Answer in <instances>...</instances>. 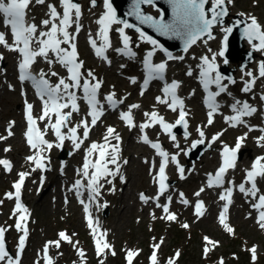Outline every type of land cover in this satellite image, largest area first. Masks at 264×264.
Wrapping results in <instances>:
<instances>
[{"label":"rangeland","instance_id":"obj_1","mask_svg":"<svg viewBox=\"0 0 264 264\" xmlns=\"http://www.w3.org/2000/svg\"><path fill=\"white\" fill-rule=\"evenodd\" d=\"M103 1L104 0H95V6H93L91 0H80L83 9V17L85 18L82 23L87 25L82 35L84 37V42L87 41L89 33H91V38L99 37V25L97 23L98 18H96V14L103 10ZM225 3L228 8V22H239L233 20L234 15H240L247 21H251V18L255 17L262 31H264V0H231L230 3L228 0H225ZM39 11L43 12L44 9L40 8ZM147 11L153 15H159V12L154 10L153 7L148 8ZM104 12L105 10H103L102 15ZM228 22L227 24L215 26L213 28L215 30L214 34H216L213 39L206 38L199 43L200 46L191 48L184 62V64H188V66L184 64L174 66L175 68L178 67V69L177 71L174 70L172 75L181 73L179 76L182 81H184L183 86L187 87V93L191 88H196L198 86L197 79H199V77L197 74L196 76H189L184 72L185 68L193 72V69L196 68L195 63L198 61L200 63L201 58L206 56L205 51L210 50L211 55L219 56V51L223 46V36L226 34L224 28L228 27ZM120 27H122V24H115V31L111 40L112 47L117 46L116 49L121 47L122 44L119 32L117 31ZM86 29L89 33L86 32ZM125 33L130 37V45L138 46L143 54L152 50L153 46L141 41L139 33L135 30L126 29ZM245 44V50L250 51L254 49L253 45L255 44H247L246 42ZM2 51L4 50L0 47V52ZM255 52L254 62L248 65L244 73L240 72L242 70L235 73L238 75L240 72L244 81L250 78L247 73L253 70L251 66H256L258 62L264 63V50ZM5 53L4 51V54ZM195 56H197L199 60L196 61ZM83 58H87V63L93 64L94 67L99 70L100 75L99 73H97V75L104 79L105 92H114L119 95L130 92L132 93V97L137 92V88L130 87L128 81L131 76L130 70L134 72L140 71V58L131 61L130 64L124 57L116 58L111 62L113 65L111 74L105 73L103 70L99 69V66L96 64L98 61L93 58L88 48L84 50ZM14 59V54H8L4 65L0 66V75L3 76V78L0 79V157L4 155L2 152L3 146L12 144L14 149L10 155L16 160L18 169L25 171L32 169L31 164L26 161L27 153L19 154L16 150L17 147L23 144L21 134L23 130L21 121V98L19 93H10L8 91L9 85L14 84H6L7 79H12L13 76H15V70L13 68ZM237 61L235 62L233 59H230L228 63L229 67L235 68L236 66H243L246 63L243 60ZM191 62L195 63L191 64ZM105 71L108 72L107 68H105ZM106 75L110 82L109 84L105 80ZM255 81L257 82V80ZM258 85L263 88L264 80L260 83L257 82V86ZM233 93L237 92L233 91ZM254 94L255 96L257 95V93ZM232 97L233 98L229 97V99L234 100V102L236 100L249 102L253 99L251 94L243 92L232 94ZM8 100L11 102L9 103ZM135 100L145 101L147 105H145V107H138L137 112L140 118H148L145 116V110H147L146 112L148 113L152 105L155 104V102L152 101V97L148 94L145 97L133 99V101ZM195 103L197 104L196 98L190 103V117L187 127L189 137L185 138L182 135H177L176 139L173 141L167 139L166 146L180 156L183 165H187L186 153L191 150L193 151L195 149L193 148V144L201 140L198 129L203 131L204 142L200 144L204 146L199 149L203 152L208 146L209 148L203 153L199 161L189 163L193 165L192 169L194 171L192 176L189 177L190 185L198 188V186H205L207 184V181L202 182L200 177L207 176L208 172L214 168L218 161L219 148H217V145L221 146L225 143L231 144L235 135L240 131L226 134L221 141H213L212 138L214 133L219 129H223L225 126L223 119H220L218 126L212 128V133L208 136L207 132L205 134V113L199 114V111H196L197 106ZM15 125L17 126L18 132L13 139H18V143H14L13 139L6 143H2L1 137L6 135L8 128H13ZM121 133H123V130H120L117 135ZM245 133L247 134L248 146L251 147V149H248L250 151L252 150V160L254 159V155H264L263 148L255 143V140L263 134L259 131L252 133L245 131ZM139 139L138 133H129L123 140L119 141L112 139L113 146H118L119 154L126 151L129 155L128 157L122 156L126 158L124 165L127 166L130 164L127 170L131 173V179L126 187L121 188L123 191H119L118 194H112V203L109 199H102L100 202L107 210V216L101 219L100 225L102 226L104 234H106L103 238L108 239L110 242L109 251H105L102 257L97 256L93 231H85L84 227H86V224L83 220V214L79 205L73 200H70V203L64 202V188L58 187L53 197H48L47 193L42 197L41 194L31 197V209L35 214V220L32 228L31 242L28 245L30 248L27 260L29 261L34 256V253L40 252L39 263L43 264V262L46 261L43 247L47 246L50 248V257L47 256L52 264H101V261H103V264H125L128 260L127 254L129 251L138 253V255L134 256L136 257L134 264H152L151 257L154 252L157 258V264H169V261H172L173 264H221V261L223 264H264V235L258 230L253 221L248 220L247 210H244L242 205L237 206L234 211L236 214L234 225L230 226L233 232L229 233L226 231L225 227L218 228L211 219L195 223L193 218L189 216L188 218L182 217L179 222L165 223L164 219L160 216V210L157 212V215L153 211H147L143 205L138 204V191L150 188L147 176L149 173L147 172L146 174V166H148L149 169L151 167L150 161H148V156L151 153L150 149L142 145ZM177 145H179V147H177ZM197 145L199 144H196V146ZM66 149L70 150V147L67 146ZM136 149L137 151H135ZM210 152H214L215 154L213 162L209 161ZM140 153L142 156L138 157ZM248 155L249 153L247 154L246 149L243 158H247ZM72 157L68 161L71 169L67 174L69 177L78 174L76 170H74V167L79 166L80 155L79 153H73ZM57 158V152L49 157L50 160ZM134 161L140 166L142 170L141 174L143 173L140 181L136 180V172L133 167ZM60 164L59 161L56 165L52 164L46 175L38 174L37 177H33L32 175V177L28 178L25 182L27 192L35 191L36 193L37 190L42 188V178L48 180L45 189L49 187V180L53 181V190L58 182L66 181L67 178H59ZM252 164L253 162L251 161L250 165ZM119 165L120 163L113 164V170L119 167ZM33 172L39 173L38 170H33ZM238 174L244 178L243 171H240ZM12 178L6 175L2 176L0 170V205L3 191L4 194L10 193L8 184ZM194 179H196V181H194ZM3 185L4 188L2 189L1 187ZM184 186L186 187L187 185ZM111 188L112 186L109 187L108 194H111L114 190ZM259 188L264 189V182L260 184ZM59 195L63 196L58 199ZM5 199L3 204L5 208L2 210V213L7 215L9 212V217L17 219L19 213L14 211L13 201L8 198ZM119 203H123L124 205L119 208L117 212L114 210V205H118ZM132 208H134L133 211L131 210ZM239 213H242V215L239 216ZM1 219L4 220V217L1 216ZM102 222H104V225ZM185 224L188 225L187 228L183 226ZM7 230L9 236L8 242L16 249L18 245L16 224L15 227H11V229L7 228ZM61 232L69 237L70 243L60 238L59 234ZM206 238L215 241L216 244L207 243ZM56 242H59V247L56 246ZM253 248H255V259H253V253L251 251ZM206 249H208L207 252L205 251ZM81 250L84 252L83 257L79 255ZM113 252L115 253L114 255ZM177 253H179L178 256ZM28 261H24V264H35L33 260H31L30 263H28Z\"/></svg>","mask_w":264,"mask_h":264},{"label":"snow or ice","instance_id":"obj_2","mask_svg":"<svg viewBox=\"0 0 264 264\" xmlns=\"http://www.w3.org/2000/svg\"><path fill=\"white\" fill-rule=\"evenodd\" d=\"M32 0H0V15L3 17V24L5 27L11 30V34L13 37V44L9 45L5 38L4 33H0V45H4L12 51H18L22 56V62L19 65L20 69V79L24 80H32L33 83L37 87V94L43 102V113L39 117L40 120H49V126L52 128L56 140L59 142L56 144V147H60L64 140L66 139L65 135L62 134L61 128L65 126L67 121L69 120L72 112H78L79 107L77 104V96L72 89H82L83 98L87 102L89 106L88 115L91 116V125L95 126L99 117L103 114L102 106L99 104L97 100V93L101 87V82L97 81L95 84L90 83L88 80H84L83 84H81V72L80 69L82 67V62H78V54L76 50V45L73 42L75 37L70 34L67 29L72 25L73 22L77 23V33L79 32L80 26L78 24L79 18L81 16V10L77 3H74L73 0H61V5L63 7V15L56 11L55 6L49 5V20L42 21L43 25L47 27L51 23V28L46 32H40L39 36H37V26L35 24H28L26 22V10L28 9ZM169 2L173 5V19L172 21L165 23L163 15H161L160 19H154L151 15H146L141 10V5H152L153 0H131V5L128 16L134 17L141 24H147L155 29L158 33L165 36H171L176 38H181L184 40V51L192 45L195 44L196 41L202 36L207 35L209 39H213L212 31L214 24H216L219 18L226 15V9L223 8L225 4V0H212L211 3V18H208V15L205 10V5L208 3V0H169ZM230 3L231 0H228ZM36 3L43 4L44 0H36ZM93 6H95V0H91ZM104 8L105 12L97 21L100 26L98 35L102 38L103 44L101 46L97 45V41L94 39H90V44L95 50V53L98 57L107 59L105 56L106 50L111 47V41L109 37V31L113 24H122V27L117 29L119 32V36L121 38L123 49H117L121 54L127 55L129 57H134L135 53L130 48V37L126 35L125 30L129 28H133L134 25L128 23L126 20H120L117 18L116 10L113 8L111 0H104ZM73 14L75 17V21L73 20ZM59 20V24L55 21ZM139 33V37L141 41L151 44L153 46V50L147 52L146 57L144 59V68L146 70V79L144 81V89L147 88V85L152 79H163V75L166 71L167 65L166 63H153V56L157 49L165 52V55L168 59H174L170 52H166L155 39L150 36H147L140 28L135 29ZM233 31L231 27L224 28V32L226 33L224 37L225 47L227 45L228 35ZM245 35L247 36L249 42L251 43L253 40H258V45H253L254 49L257 51L264 50V31L261 30V26L256 21L255 17L251 18V24L245 28ZM36 43L39 45L38 48H33L32 44ZM61 44H69L70 51L67 49L61 48ZM51 51L55 54L57 61L67 68L69 73L68 81L61 78L59 82L55 85L49 83L47 79L44 77L46 73L41 71L39 75V79L37 77L32 76L30 73L31 65L35 62V58L37 56L44 57L49 64L52 63L51 60L48 59V53ZM220 56L224 55V52L221 51L219 53ZM179 59H183V57H179ZM216 56L213 55L211 59L205 56L201 58L202 67L200 70V82L203 85L205 92H207V98L205 100V104L209 109L208 112V124L211 125L213 123V115L216 113L219 105L216 103V97L221 93L225 92L226 86L222 83L225 77L221 75L219 72L217 65L215 63ZM225 63L227 61L225 60ZM259 73L261 77H264V63L260 64ZM52 75H58L55 72L51 73ZM191 75V71L188 72ZM247 75L252 77V73L248 72ZM89 77L95 79L91 72L88 73ZM133 82H135L133 80ZM234 83V81H232ZM255 82V78L248 83H246L243 91L248 92L251 90L252 85ZM211 85H215L218 88V91L211 92L209 88ZM179 88V83L173 81L170 85H165L163 88V93L165 97L171 96V103L169 107L172 111H176L177 107H179V119L176 121V125H183L187 128L186 116L187 113L183 110L184 104L181 99H179L175 91ZM143 94V92L141 93ZM114 93L110 94L106 97L110 106H115L116 101L114 99ZM264 99V97H262ZM63 101V102H62ZM157 102L161 104H168L167 99H162L157 97ZM71 108L70 112L64 113L63 109ZM139 105H131L128 112L121 113V119L125 121L129 128L135 126L133 117L131 114L132 108H138ZM232 110L236 113V115L231 117H226V122L230 123L231 126H236L238 123H242V117L251 116L255 113L256 109L251 107L246 101L242 102L240 100H236L235 104L232 105ZM27 112V121H28V132L26 134V139L29 146L32 149H36L37 154L35 156H30L27 159L35 164V168H39L41 170H47L44 164V156L42 153L45 149L50 150L54 145L53 143L44 139L45 132H41L36 127V120L32 116V105H26ZM54 114L56 117L55 123H51V115ZM145 116L148 117V121L140 125L141 132H144L145 129L154 126L155 124H159L165 133L171 135V130L175 125L167 123L163 117L159 116V114L155 111L151 113H145ZM84 127L83 136L86 139L89 133V124L87 121L81 122ZM250 130H252L250 128ZM201 140L197 141L193 144V147H196V144L203 143L204 133L198 129ZM261 131H264L262 129ZM70 135L67 137L72 140L75 148H79L80 144L83 142L79 140L77 136V128L73 127L69 129ZM115 129L112 127H108L107 134L105 135V144L100 145L97 143H92L90 149L88 150V155H91L95 151H99V159L95 162L89 161L87 158L83 164V176L88 180V191L90 193V199L94 196L99 195V181L102 178L107 176H114L119 171L117 167L116 172H113L109 169L108 164H116L118 159V146L111 147L110 158L106 156V150L110 143L109 137L119 141V135H114ZM9 135H12L9 130ZM187 135V133H185ZM218 135L214 136L212 139L215 141L218 139ZM143 142L146 144H150L152 148L157 151V154L162 157V162L159 168V188L160 194L162 195L166 189V173L165 169L169 160V154L162 150L159 143H152L147 135L143 136ZM172 139L175 140V136H172ZM246 139V137H240L237 139L234 148L225 146L222 152V165L218 169L215 174V177L209 176V186H219L222 183V178L227 173L229 169H235L237 162V155L242 146V141ZM260 141H264V135H261L258 138V143ZM264 146V145H262ZM179 147V145H177ZM172 162L177 163V167L179 172L181 173V178H183L184 169L181 168L177 162L176 156L171 157ZM0 165H3L6 170H11V164L7 160H0ZM35 168L33 170H35ZM90 169L94 171L90 174ZM28 174L27 173H19V181L16 182L13 187L15 188V212L22 213L16 223V229L18 231L23 230L24 235L21 236L19 241V250L16 258H13L9 255L8 251L5 247V229L0 228V262H6V264H20L19 254L22 253L23 248L25 246V240L27 238V228L22 225L21 221L27 219V209L20 202V192L23 186L24 180ZM257 176H264V156L258 157L252 164L251 169L246 172V182L251 184V188L247 189L245 184L242 183L239 185V190L245 195H251L253 197L256 196L258 191L255 183V179ZM43 179V178H42ZM81 187V181H76V190L77 195H80L79 189ZM203 191V189H201ZM199 196V193H196ZM231 189H228L225 194L220 196L221 200H227L228 203L230 201ZM8 199L13 198L12 193L7 194ZM159 197H157L158 200ZM182 202L187 204L188 201L183 199V194H181ZM171 198H169L170 200ZM141 200L147 203V197L144 194H141ZM83 203V201H81ZM160 206L159 204L157 205ZM255 208L264 209V195L259 196V201ZM203 205L202 202L196 204V215H203ZM85 212H88V205L85 204ZM164 212L168 215L166 216L169 220H175L176 217L174 214L169 213L168 207H164ZM227 213V205L224 208V211L220 214L219 220L220 223L225 227L226 231L229 233L233 232V229L229 227L226 223V214ZM261 228H264V211H260L259 220ZM89 227L93 231V235L96 243V251L97 255H101L105 249L110 246L104 242V235L101 234L100 237H96V229L93 227V221L91 218L88 220ZM185 228L188 227L187 224L183 225ZM60 238L67 242H71L69 237L61 232ZM206 242L215 245V241L208 240L206 238ZM56 246L59 247V242H56ZM158 247V246H157ZM206 252L208 249L205 250ZM253 253V259H255V248L251 249ZM45 260L47 264H51V260L47 256V246L44 249ZM115 253L113 252V255ZM81 257L84 256V252L81 250L79 252ZM138 255L137 252L129 251L127 254L128 264H131L134 256ZM179 253H177V256ZM152 264H157V258L155 252L151 257ZM103 264V261H101ZM169 264H173L172 261H169ZM221 264L223 262L221 261Z\"/></svg>","mask_w":264,"mask_h":264},{"label":"water","instance_id":"obj_3","mask_svg":"<svg viewBox=\"0 0 264 264\" xmlns=\"http://www.w3.org/2000/svg\"><path fill=\"white\" fill-rule=\"evenodd\" d=\"M74 1L79 2V0H74ZM111 3H112L113 8L116 10L118 19L126 20L128 23L134 25V27L130 29L135 30L136 28H140L147 36L152 37L157 42H159L162 46H164L165 48L169 50H173V51L183 50L184 51V45L180 46L184 42L183 39L161 35L157 31H155V29L152 28L151 26L147 24H141L134 17L128 16L127 13L129 12V9H130L131 0H111ZM209 5L210 4L208 0V3L205 5V10L208 15V18H211V11H210ZM151 6L160 13L159 16L153 15L147 11V9ZM141 10L146 15H151L154 19H160L161 15H163L165 23H168L172 21L173 19V5L169 2V0H153L152 5H141ZM227 18H228V10L226 11V15L221 17V19L219 18L218 22L214 24L213 28L215 26H218L219 24H222V25L226 24ZM234 19L241 21V23L238 22V24L236 25L232 23L230 25L233 31L229 34V50L227 53V58L238 60V58L244 57L243 56L244 55V45L242 44V40H244L247 36L245 35V32L243 31L242 28H243V24H246L247 21L240 19L238 16H235ZM213 28L211 29V31H212V35L214 36ZM205 37H208V36L206 34L202 35L196 41V43H198L201 39ZM195 44H192L187 50H189Z\"/></svg>","mask_w":264,"mask_h":264},{"label":"bare ground","instance_id":"obj_4","mask_svg":"<svg viewBox=\"0 0 264 264\" xmlns=\"http://www.w3.org/2000/svg\"><path fill=\"white\" fill-rule=\"evenodd\" d=\"M150 8V7H149ZM215 41V40H214ZM182 45H184V42L180 45V46H182ZM198 46H200L199 45V43H198ZM8 102L10 103L11 101L10 100H8ZM178 120V119H177ZM184 128V126L183 125H178V131L179 130H182ZM13 141H14V143H18V139H13ZM16 145V144H15ZM134 147V146H133ZM249 153V150H247V154ZM214 152H210V157H209V161L210 162H213L214 161ZM242 160H244V158L242 159ZM133 167H134V169H135V175H136V180L137 181H140V178H142V175H143V173L141 174V172H142V170L140 169V166L137 164V162L136 161H134L133 162ZM125 172H127V170H125V169H123V168H121L120 170H119V174L121 175V174H123V173H125ZM131 174V173H130ZM202 177V176H201ZM133 178V177H132ZM124 204L123 203H121V205L120 206H118V205H114V210H116L117 212H118V209L119 208H121L122 206H123ZM132 211L134 210V208H132L131 209Z\"/></svg>","mask_w":264,"mask_h":264}]
</instances>
